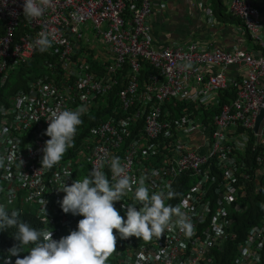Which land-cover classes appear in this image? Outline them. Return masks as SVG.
Segmentation results:
<instances>
[{
	"label": "built area",
	"instance_id": "1",
	"mask_svg": "<svg viewBox=\"0 0 264 264\" xmlns=\"http://www.w3.org/2000/svg\"><path fill=\"white\" fill-rule=\"evenodd\" d=\"M228 2L251 48L198 37L157 45L152 0H52L38 19L25 18L24 0H0V204L32 213L59 240L83 219L62 211L63 182L80 180L107 151L130 176L146 177L150 194L184 182L174 206L193 224L191 236L175 227L127 247L116 240L120 264H219L227 241L231 264H264L262 18L251 0ZM42 31L55 33L43 53L31 47ZM81 105L74 146L52 169L41 166L50 110ZM248 193L261 202L239 236ZM133 194L114 202L125 219Z\"/></svg>",
	"mask_w": 264,
	"mask_h": 264
},
{
	"label": "clouds",
	"instance_id": "2",
	"mask_svg": "<svg viewBox=\"0 0 264 264\" xmlns=\"http://www.w3.org/2000/svg\"><path fill=\"white\" fill-rule=\"evenodd\" d=\"M51 5L52 0H24L23 15L25 18L38 19ZM54 39V32L42 31L31 47L41 53L46 52L52 47ZM13 76H10L9 81L16 89ZM86 110L83 105L75 109L50 110L45 131V135L50 139L45 141L41 149V166L52 169L61 161L67 150L74 146V137L78 126L82 124L81 116ZM4 159L0 157V167H4ZM22 164L23 161L19 158L20 168ZM105 166L112 173V181L103 171ZM85 172L87 170L82 173ZM64 174L69 177L71 172L65 171ZM77 177L80 180H74L70 186L63 182L59 191L65 195L60 201V207L65 214L80 215L83 219L78 221L76 230L59 240L52 238L53 230L49 226L33 228L22 221L19 211L13 207L7 209L5 205L0 204V230L15 227L17 231L13 238L19 242L8 249L3 264L13 263V256L17 257L15 264H106L110 258L120 264L118 252L115 253L116 240L117 244L120 242L127 247L130 245L126 244L124 239L137 237L150 241L153 237L160 238L166 229L175 227L188 236L193 233L191 218L182 211L181 205L165 204L166 199L175 198L177 193L169 186L167 192L161 190L150 194L145 183L146 177L141 176L137 180L130 176L127 165L122 163L119 156L105 151L88 174H78ZM133 192V203L126 205L125 219L115 208L114 202L121 201ZM137 204L142 205L139 210L136 208ZM8 210L12 211L9 213ZM173 217L176 219L173 220ZM113 230L119 234L118 238ZM30 244L33 246L28 250V254L20 258L19 254L24 252L23 246Z\"/></svg>",
	"mask_w": 264,
	"mask_h": 264
},
{
	"label": "crops",
	"instance_id": "3",
	"mask_svg": "<svg viewBox=\"0 0 264 264\" xmlns=\"http://www.w3.org/2000/svg\"><path fill=\"white\" fill-rule=\"evenodd\" d=\"M221 1L224 6L222 12L229 14L230 17L212 11L210 18L212 20H209L204 12V0H152L150 24L154 42L163 46L174 40L185 42L191 37H198L208 43L215 42L224 48L234 46L251 48L253 44L243 33L240 21L231 18L228 0ZM251 1L260 10L264 35V0ZM210 6L214 9L213 6H216L214 0H210Z\"/></svg>",
	"mask_w": 264,
	"mask_h": 264
},
{
	"label": "trees",
	"instance_id": "4",
	"mask_svg": "<svg viewBox=\"0 0 264 264\" xmlns=\"http://www.w3.org/2000/svg\"><path fill=\"white\" fill-rule=\"evenodd\" d=\"M214 2L216 4V6H213V8H214V9H212L213 13H215V11H217L218 14L219 13L221 14V16L230 17L229 14L222 12L224 6H223L221 0H214ZM231 18H235L237 21H239V19H237L233 15H231ZM13 82H14V84H17L15 81V76H13ZM97 110L98 109H96L95 111H97ZM183 183L184 182H181V180L179 179L173 185L171 190H173L175 193H177V195L175 198L166 199L165 204H171L174 206L175 202L177 201V198L179 197V195L181 194V191L183 189ZM260 202H261V198H260L259 194L248 193L247 197L244 200V203L247 205V208L245 209V211H243L241 214H239L236 217V219H239V221H244V220L246 221V223H243L242 226H238V223H237V225H235V227H234L235 229H237L239 236L243 235L246 228L249 226V224L253 223L255 221L257 214H258ZM8 211L10 213L12 210H8ZM21 214H22L21 215L22 221L27 222L31 227L36 228V229L44 228L43 224L35 216H33L31 213L23 212ZM16 231H17V229L15 227L8 228L7 230H0V264H3V258L8 255V249H10L13 245H18V243H19L18 241H16L13 238V234ZM124 240H125L126 244H128V245H132V244L144 241V240H140L137 237H129V238L124 239ZM32 246L33 245H31V244L27 245V246H23L24 252H21L19 254L20 258H23V256L27 255L28 250ZM233 251H235L233 242L227 241L225 243L222 251L217 252V256L219 258L218 263L219 264H231V262H232L231 257L233 256ZM215 253H216V251H215ZM11 258L13 259V263H11V264H15V260L17 257L13 256ZM106 264H117V261L115 259L110 258V261H106Z\"/></svg>",
	"mask_w": 264,
	"mask_h": 264
},
{
	"label": "water",
	"instance_id": "5",
	"mask_svg": "<svg viewBox=\"0 0 264 264\" xmlns=\"http://www.w3.org/2000/svg\"><path fill=\"white\" fill-rule=\"evenodd\" d=\"M262 114H263V110H261V112L259 113V115L256 118L255 127H254L255 130L257 129V126H258V124H259V122L261 120Z\"/></svg>",
	"mask_w": 264,
	"mask_h": 264
},
{
	"label": "rangeland",
	"instance_id": "6",
	"mask_svg": "<svg viewBox=\"0 0 264 264\" xmlns=\"http://www.w3.org/2000/svg\"><path fill=\"white\" fill-rule=\"evenodd\" d=\"M11 83V82H10Z\"/></svg>",
	"mask_w": 264,
	"mask_h": 264
}]
</instances>
